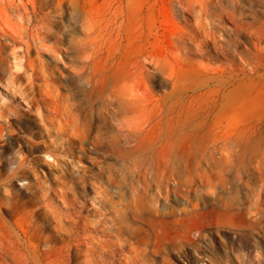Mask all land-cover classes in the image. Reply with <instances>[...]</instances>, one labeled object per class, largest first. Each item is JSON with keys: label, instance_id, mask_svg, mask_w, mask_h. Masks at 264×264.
<instances>
[{"label": "rangeland", "instance_id": "obj_1", "mask_svg": "<svg viewBox=\"0 0 264 264\" xmlns=\"http://www.w3.org/2000/svg\"><path fill=\"white\" fill-rule=\"evenodd\" d=\"M0 31V264H264V0H0Z\"/></svg>", "mask_w": 264, "mask_h": 264}, {"label": "bare ground", "instance_id": "obj_2", "mask_svg": "<svg viewBox=\"0 0 264 264\" xmlns=\"http://www.w3.org/2000/svg\"><path fill=\"white\" fill-rule=\"evenodd\" d=\"M2 35L3 34L0 31V38L2 37ZM7 40L15 41V37L7 38ZM145 74L146 73H145V71L143 70L142 67H138L136 72H135V76H134L135 85H134L133 89L135 90V99L138 100V101H139V98H141L144 93L148 92V81H147V78H146ZM134 106H135V104H134ZM124 112L126 114H130L128 116L130 118H127L128 120H125L123 122V124H125L126 126H132V127H134V126L135 127H139V126L148 124V121H149L150 117L152 116V112H150L148 109H146L143 106H138V107H136V108H134V109H132L130 111L129 110H125ZM165 133H166V128L164 127V125H161V127H160V135L158 134V137L156 139L144 142V143L138 145L135 148V150H134V156L136 158V162H138L137 163V167L140 169L139 171L141 173L140 176L144 179V182H145L144 183V187L147 186V184L149 183L148 180L146 179L147 175L149 176L150 174H153V173H156L158 175L166 174L165 173L166 172V142H162L163 140L161 138V136L163 134H165ZM225 146L226 145H224L223 147H225ZM201 148L202 147H199V148L194 147L193 150H195V149L200 150ZM227 149H229V147H227ZM135 170H136V168H135ZM135 187H137V186H135ZM149 187H150V185H149ZM137 190H138V188H137ZM139 190L142 191L143 189H139ZM144 190H146V188ZM136 193H138V192H136ZM144 193H146V192H144ZM230 203L232 204V202H230ZM231 204H227L226 205V209H218V208H216V209H218L219 212H227L228 213V212L231 211V209L236 208L233 204L232 205ZM139 208L140 207H138V210H139ZM158 213H157V215H158ZM162 213L160 215H162ZM159 218H161V219L166 221V219H165L166 217L164 215H162ZM165 224H166V222H165ZM222 240H223V238H222ZM115 243H117V241ZM79 245H81V244H79ZM66 258H64V259H66ZM128 258H129V255H128ZM68 260L75 261L76 260V254L75 253H70V255H68ZM68 262L69 261H66L65 263L68 264Z\"/></svg>", "mask_w": 264, "mask_h": 264}]
</instances>
